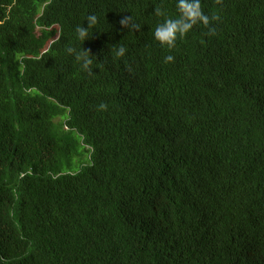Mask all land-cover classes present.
<instances>
[{
	"label": "trees",
	"instance_id": "trees-1",
	"mask_svg": "<svg viewBox=\"0 0 264 264\" xmlns=\"http://www.w3.org/2000/svg\"><path fill=\"white\" fill-rule=\"evenodd\" d=\"M177 3L0 0V264H264V0Z\"/></svg>",
	"mask_w": 264,
	"mask_h": 264
},
{
	"label": "clouds",
	"instance_id": "clouds-1",
	"mask_svg": "<svg viewBox=\"0 0 264 264\" xmlns=\"http://www.w3.org/2000/svg\"><path fill=\"white\" fill-rule=\"evenodd\" d=\"M217 5H222L223 0H215ZM178 10L177 18H166L162 23H159L154 31V38L162 47H166L168 50H172L176 47L177 39H183L193 29L194 26L202 24L208 29L206 35L215 36L216 27L214 22L220 21L218 14H212L211 16L205 14L201 6V0H178L176 5ZM155 15L157 17L166 16L165 11L161 7L155 8ZM87 27L84 25H77L75 33L77 39L83 42L88 39L91 34L90 29L95 28L98 23V18L95 14H89L86 17ZM122 28H126L129 31L140 30L141 25L136 23L132 16H123L120 21ZM65 51L74 55L75 60L80 64L81 69L88 75H93V55H91L89 49L80 48L79 50L71 45L67 46ZM127 49L121 45L114 50V56L116 58H122L125 56ZM165 63L174 62L172 55H167L164 58ZM99 67V65H97ZM126 68L129 72H132L131 65L126 64ZM108 105L101 103L97 107V111H107Z\"/></svg>",
	"mask_w": 264,
	"mask_h": 264
}]
</instances>
